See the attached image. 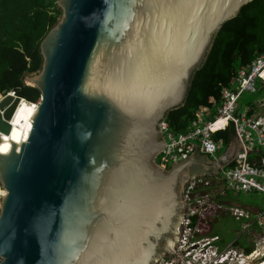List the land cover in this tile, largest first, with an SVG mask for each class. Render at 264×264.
Here are the masks:
<instances>
[{
  "label": "water",
  "instance_id": "95a60500",
  "mask_svg": "<svg viewBox=\"0 0 264 264\" xmlns=\"http://www.w3.org/2000/svg\"><path fill=\"white\" fill-rule=\"evenodd\" d=\"M249 1L57 0L40 65L20 77L39 101L0 99V264H152L175 248L183 186L240 144L168 170L160 123Z\"/></svg>",
  "mask_w": 264,
  "mask_h": 264
},
{
  "label": "built area",
  "instance_id": "2783aa9c",
  "mask_svg": "<svg viewBox=\"0 0 264 264\" xmlns=\"http://www.w3.org/2000/svg\"><path fill=\"white\" fill-rule=\"evenodd\" d=\"M260 90H264V52L248 64L238 67L231 83L221 89L220 104L213 112L209 107L201 106L185 131H174L165 119L161 121L160 129L165 146L158 155L157 164L162 168H168L195 147L210 159L217 160L225 147L221 138H213V133L225 129L229 123L233 126V136L237 138L240 150L233 163L221 168L214 178L201 176L184 185L182 199L185 214L178 229L176 250L170 256L162 257L156 264L264 262V237L255 241L252 251L245 253L237 246L221 248L219 235H204L205 224L220 209L227 210L235 221L244 222V228L251 224L264 232V157L261 158L260 165L248 161L251 152L264 147V113L256 112L253 107V112L248 114L250 105L244 111H238V100L243 92L254 93ZM14 93L15 91H11L6 95ZM258 107L263 108V103ZM226 191L258 193L263 206L254 215L240 205L225 207L215 200L214 195Z\"/></svg>",
  "mask_w": 264,
  "mask_h": 264
},
{
  "label": "trees",
  "instance_id": "16d2710c",
  "mask_svg": "<svg viewBox=\"0 0 264 264\" xmlns=\"http://www.w3.org/2000/svg\"><path fill=\"white\" fill-rule=\"evenodd\" d=\"M56 5L57 0H0V97L11 91L22 90L28 103L39 101V90L24 86L20 77L23 72H32L39 67L41 56L38 46L60 14ZM262 52L264 0H250L220 28L202 66L192 75L183 105L166 113L165 120L171 129L185 131L201 106H207L213 112L220 104L222 87L231 83L237 68L248 64ZM253 107L250 104L248 114L253 112ZM232 137L233 126L230 123L225 129L213 133L214 139L223 140L224 150ZM190 152H186L183 157ZM263 157L264 149L261 147L249 154L248 161L260 165ZM231 246L240 247L249 253L254 243L241 244L236 238Z\"/></svg>",
  "mask_w": 264,
  "mask_h": 264
},
{
  "label": "rangeland",
  "instance_id": "374dc122",
  "mask_svg": "<svg viewBox=\"0 0 264 264\" xmlns=\"http://www.w3.org/2000/svg\"><path fill=\"white\" fill-rule=\"evenodd\" d=\"M261 103H263V105H264V90L256 91L254 93L245 91L241 94V96L238 100V111L239 112L244 111L245 107L247 105L251 104V105H254V107L257 111H259L260 113H264V108L258 107ZM262 148L264 149V147H262ZM158 155L155 158L156 163L158 161ZM184 158L185 157H182L178 161H180ZM173 164L174 163H172L171 165L168 166V168H165V169L169 170ZM183 188H184V186H183ZM1 189L2 188L0 186V190ZM229 192L231 193L230 196H232V200H234L235 202H240V203L244 204L245 202H248V200H249V193H247V192H233V191H229ZM0 199H1V194H0ZM184 214H185V207H184V203H183V199H182L179 217L180 216L182 217ZM180 221L178 222V227H179ZM210 221L211 220H209V222L205 224L204 235L210 236L213 233L218 234L220 239H221V244H220L221 248H224L226 246H231L232 240H234L236 238L239 240V242L241 244H248V242H250V241L255 243V241L262 238L260 235L262 233V231H259L257 228H255L254 233L249 234V233L243 232L242 234H240L239 231H242V228L240 227V224L238 223L239 221H235L232 217H229V216H224V217L218 218L217 223L213 222V224H211ZM177 228H176L175 232L178 231ZM172 237H173V235H172ZM177 237H178V235L174 239L176 241L175 248H173L172 250H171V248L168 249V251L170 250L169 252L167 250H163L159 254V256L152 262V264H156L162 257L170 256L173 253V251L176 250V246L178 243ZM172 245H171V247H172ZM159 257H161V258H159Z\"/></svg>",
  "mask_w": 264,
  "mask_h": 264
},
{
  "label": "crops",
  "instance_id": "0c3cea01",
  "mask_svg": "<svg viewBox=\"0 0 264 264\" xmlns=\"http://www.w3.org/2000/svg\"><path fill=\"white\" fill-rule=\"evenodd\" d=\"M255 111L259 112L256 109H255ZM233 143H234V146H237L236 141H234ZM248 193H249V200H248V202H245L244 204L240 203V202H235L234 200H232V196H230L231 193L229 191L223 192L221 194H217L218 196L215 197V200L217 202L221 203L225 207L228 205H234V204L240 205L241 207L249 210L254 215V214L258 213L263 206L262 198H261L260 194H258V193H255V194H254V192H248ZM224 216L231 217L227 210L220 209L219 211H217L215 214L212 215V217L210 219L211 220L210 223L211 224H213V222L217 223V219L220 217H224ZM238 223L240 224V227L242 228V231H239L240 234H242L243 232L249 233V234L255 232L256 226L250 224L247 228H244V224H245L244 222L239 221ZM262 237H264V236H262Z\"/></svg>",
  "mask_w": 264,
  "mask_h": 264
},
{
  "label": "bare ground",
  "instance_id": "6f19581e",
  "mask_svg": "<svg viewBox=\"0 0 264 264\" xmlns=\"http://www.w3.org/2000/svg\"><path fill=\"white\" fill-rule=\"evenodd\" d=\"M24 100H25V99H24ZM25 101H26V100H25ZM0 194H1V195H4V193H3V189L0 190ZM261 264H264V262H262Z\"/></svg>",
  "mask_w": 264,
  "mask_h": 264
}]
</instances>
